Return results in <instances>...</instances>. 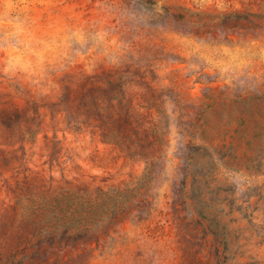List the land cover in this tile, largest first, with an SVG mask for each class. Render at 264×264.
<instances>
[{"label": "rangeland", "instance_id": "1", "mask_svg": "<svg viewBox=\"0 0 264 264\" xmlns=\"http://www.w3.org/2000/svg\"><path fill=\"white\" fill-rule=\"evenodd\" d=\"M138 1L0 0V264H264V0Z\"/></svg>", "mask_w": 264, "mask_h": 264}, {"label": "trees", "instance_id": "2", "mask_svg": "<svg viewBox=\"0 0 264 264\" xmlns=\"http://www.w3.org/2000/svg\"><path fill=\"white\" fill-rule=\"evenodd\" d=\"M139 3H141V4H143V5H145V6H149V7H151V8H155V4L154 3H152L151 1H149V0H139L138 1ZM163 10V12H164V9H162ZM160 15V14H159ZM217 264H220L219 262H217Z\"/></svg>", "mask_w": 264, "mask_h": 264}]
</instances>
